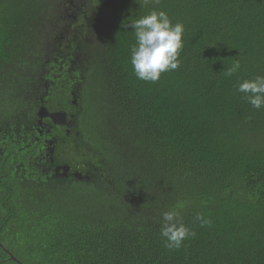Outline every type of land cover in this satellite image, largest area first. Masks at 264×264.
Wrapping results in <instances>:
<instances>
[{"label":"trees","instance_id":"16d2710c","mask_svg":"<svg viewBox=\"0 0 264 264\" xmlns=\"http://www.w3.org/2000/svg\"><path fill=\"white\" fill-rule=\"evenodd\" d=\"M100 1L0 0L8 163L11 127L35 121L41 99L49 112L75 114L81 138L55 163L69 164L66 179L20 186L1 169L0 200L13 209L0 227L15 225L14 255L25 264H264V108L236 90L264 75V0H117L99 11ZM67 9L73 19L58 16ZM153 9L184 25V46L178 69L146 82L130 62V23ZM235 60L240 69L226 76ZM64 81L81 89L76 106ZM171 209L196 233L175 250L160 236Z\"/></svg>","mask_w":264,"mask_h":264},{"label":"clouds","instance_id":"9594fccd","mask_svg":"<svg viewBox=\"0 0 264 264\" xmlns=\"http://www.w3.org/2000/svg\"><path fill=\"white\" fill-rule=\"evenodd\" d=\"M101 1L98 2L102 3L101 7L97 8L99 9V11L107 7L114 8L115 3L117 2V0H114L113 3H106L105 0H103L102 2ZM145 2H147V0H145ZM79 14L84 17L82 12H79ZM58 16L73 19L72 12L68 9ZM130 26L132 27L135 34V43L131 46L130 62L134 74L139 80L146 82H157L161 78V75L163 73L178 69V67L180 66V53L184 46V25L182 23L177 22L173 24L166 12L153 9L146 15H143L140 18L136 19L134 22L130 23ZM239 69L240 62L239 60H235L233 65L226 70L225 75L231 77ZM63 84L65 88L67 85H69V89H67L66 92L69 93V98L72 99V104L76 106L77 99L79 98V93H82L79 85L77 84V82L73 81H64ZM236 90L239 93L244 94L245 100L254 109L259 110L261 108H264V75H258L254 79H245L242 82H239L236 86ZM43 101L44 100L42 99L40 100V103L42 104H40L37 110H35V121L30 123L14 124L13 127H11L13 130H11L8 138L10 139V136H12L13 134L15 135L17 129L22 128L21 125L29 126L31 124H35V126L33 127L34 132L32 142H35L36 140L41 142L44 140L46 144L47 154L51 158L55 146H60L61 159L65 158L69 160V156L71 157V154H69V152L73 151L75 147L77 148L76 145L78 144V141L81 140V138L77 136L78 133L74 132L76 126V115L74 114L73 116H69L70 114H67L63 111L49 112L44 106ZM41 106L46 109V113L65 114V120H60V122L57 121L58 123H53L48 117L39 119L37 117V114L39 113V109ZM43 120H47L51 127L46 126L45 122H42ZM57 126L66 127L68 129V132L65 133L63 131H59L58 133H55L54 129L52 128ZM38 136L40 138H38ZM9 144H11V146L15 148L17 152L18 145L14 144L11 140ZM88 155H91V151H89ZM28 156L31 155L28 154ZM66 166L68 167V169L66 171L63 170L65 174L69 171V168H71L68 163L65 164V167ZM75 173L79 172L76 171ZM10 176L12 178H15L12 173ZM63 177L55 175L54 177L49 178L61 179ZM81 178L82 179H75H88L87 176H81ZM42 179L34 184H22L19 182V185H33L36 187L37 185L43 183ZM10 195L11 197H13V193H9V196ZM196 220L199 221L201 227L211 226L212 223V221L206 218L202 213L196 215ZM195 235L196 233L191 228L187 227L183 222H181L179 211L177 209H171L162 213L160 236L164 240L166 248H168L169 250L179 249L182 247L185 240H187L190 236L194 237Z\"/></svg>","mask_w":264,"mask_h":264},{"label":"flooded vegetation","instance_id":"af4514ba","mask_svg":"<svg viewBox=\"0 0 264 264\" xmlns=\"http://www.w3.org/2000/svg\"><path fill=\"white\" fill-rule=\"evenodd\" d=\"M73 115L74 114H70L69 116ZM42 122H45L46 126L51 127L47 120H43ZM21 126L22 128H18L19 126L16 127L18 129L15 135L13 134L10 136V140L14 144L18 145V147L17 152L10 156L11 161L9 163V158L8 155H6L5 148L3 146L0 147V171L5 166L10 170L9 172L13 170V173L11 172L12 175L19 178L20 183L22 184H34L37 181H40L42 178L45 180L46 178L48 179L49 177H54L55 175H59L60 177L65 176L62 179H66L71 168H69V171L65 174L63 171L65 163L55 164L57 160L61 159L60 146H55V149L52 153V158L49 157L46 151V144L44 140L41 142L38 140L32 142L34 132L33 127L35 124ZM52 129H54L55 133H58L59 131H63L65 133L68 132L66 127L57 126L53 127ZM38 138L40 137L38 136ZM28 154L31 156H28ZM75 172L71 173L72 177ZM1 193L2 192H0V194ZM0 203V220L10 219L6 214L10 213L13 208L2 204L4 203L3 200H0ZM14 226L15 225L12 223H8L4 229L3 227H0V264H25L24 262H26L22 255L18 254V258L14 255L16 254L14 247L18 246L15 244L16 238L14 236L16 235V231Z\"/></svg>","mask_w":264,"mask_h":264},{"label":"water","instance_id":"95a60500","mask_svg":"<svg viewBox=\"0 0 264 264\" xmlns=\"http://www.w3.org/2000/svg\"><path fill=\"white\" fill-rule=\"evenodd\" d=\"M37 117L39 119H42L44 117H48L49 119H51V121L53 123H58L57 121L60 122V120H65V114H61V113H54V114H49V113H46V109L44 107H40L39 109V113L37 114ZM67 167V166H66ZM63 167V170L65 171L66 169H68V167ZM73 176L77 179H82L81 178V175L79 173H74ZM86 178V177H85Z\"/></svg>","mask_w":264,"mask_h":264},{"label":"rangeland","instance_id":"374dc122","mask_svg":"<svg viewBox=\"0 0 264 264\" xmlns=\"http://www.w3.org/2000/svg\"><path fill=\"white\" fill-rule=\"evenodd\" d=\"M114 0H105L106 3H113ZM12 193V191H10Z\"/></svg>","mask_w":264,"mask_h":264}]
</instances>
